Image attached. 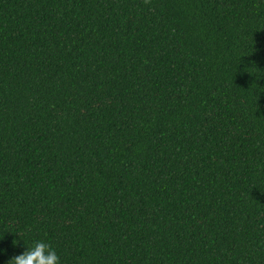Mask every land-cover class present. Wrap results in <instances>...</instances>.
I'll return each instance as SVG.
<instances>
[{
	"label": "trees",
	"instance_id": "trees-1",
	"mask_svg": "<svg viewBox=\"0 0 264 264\" xmlns=\"http://www.w3.org/2000/svg\"><path fill=\"white\" fill-rule=\"evenodd\" d=\"M20 238L264 264V0H0V264Z\"/></svg>",
	"mask_w": 264,
	"mask_h": 264
},
{
	"label": "clouds",
	"instance_id": "clouds-1",
	"mask_svg": "<svg viewBox=\"0 0 264 264\" xmlns=\"http://www.w3.org/2000/svg\"><path fill=\"white\" fill-rule=\"evenodd\" d=\"M20 240L24 242L23 239L20 238ZM13 243L18 246L20 241ZM24 244L26 250L10 258L7 264H61V257L50 243L44 240H34L30 245L25 242Z\"/></svg>",
	"mask_w": 264,
	"mask_h": 264
}]
</instances>
